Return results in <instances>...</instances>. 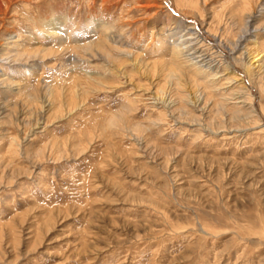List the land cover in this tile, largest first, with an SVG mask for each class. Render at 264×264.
I'll return each instance as SVG.
<instances>
[{
  "label": "rangeland",
  "instance_id": "374dc122",
  "mask_svg": "<svg viewBox=\"0 0 264 264\" xmlns=\"http://www.w3.org/2000/svg\"><path fill=\"white\" fill-rule=\"evenodd\" d=\"M0 264H264V0H0Z\"/></svg>",
  "mask_w": 264,
  "mask_h": 264
},
{
  "label": "bare ground",
  "instance_id": "6f19581e",
  "mask_svg": "<svg viewBox=\"0 0 264 264\" xmlns=\"http://www.w3.org/2000/svg\"><path fill=\"white\" fill-rule=\"evenodd\" d=\"M187 28V27H186ZM178 49V48H177ZM37 53V52H36ZM178 54H180V53H178ZM177 55V54H176ZM192 55V54H191ZM35 56V55H34ZM187 60V59H186ZM191 60H192V58H191ZM179 61H177V58L173 61H171V63H170V65H174L175 63H177V67H179L180 69H181V64L180 63H178ZM256 62V61H255ZM177 70H179L178 68H174V71H176V73H178V71ZM173 71V70H172ZM173 71V72H174ZM173 72H171V73H173ZM220 73V72H219ZM203 108V107H202Z\"/></svg>",
  "mask_w": 264,
  "mask_h": 264
}]
</instances>
